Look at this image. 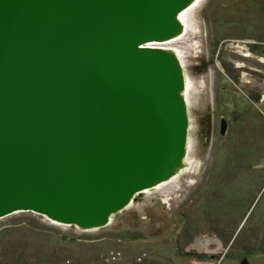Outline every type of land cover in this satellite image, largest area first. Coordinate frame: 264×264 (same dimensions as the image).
<instances>
[{"label": "water", "instance_id": "1", "mask_svg": "<svg viewBox=\"0 0 264 264\" xmlns=\"http://www.w3.org/2000/svg\"><path fill=\"white\" fill-rule=\"evenodd\" d=\"M193 1L0 0V219L104 228L185 165L186 73L153 44Z\"/></svg>", "mask_w": 264, "mask_h": 264}, {"label": "rangeland", "instance_id": "2", "mask_svg": "<svg viewBox=\"0 0 264 264\" xmlns=\"http://www.w3.org/2000/svg\"><path fill=\"white\" fill-rule=\"evenodd\" d=\"M184 18L185 35L157 46L189 83L188 166L104 228L0 219V264H264V0H200ZM244 40L256 44L231 46ZM205 238L218 242L194 247Z\"/></svg>", "mask_w": 264, "mask_h": 264}, {"label": "bare ground", "instance_id": "3", "mask_svg": "<svg viewBox=\"0 0 264 264\" xmlns=\"http://www.w3.org/2000/svg\"><path fill=\"white\" fill-rule=\"evenodd\" d=\"M199 1L200 0H194L193 2H192V4L190 5V7L189 8H187L186 10H184L183 12H181L180 14H179V19H180V21H181V23H182V25H183V32H182V34L179 36L180 38L182 37V36H184L185 35V33L187 32V27H188V22L185 20V18H184V16H185V13L189 10V9H193V7L194 6H196L198 3H199ZM179 37H177V38H175L176 40L177 39H179ZM175 39H173V40H171V41H168V42H165V43H163V44H167V43H169V42H173V41H175ZM157 46V45H162V43H159V44H153V46ZM157 48H159L158 46H157ZM162 49V48H161ZM175 55H176V57L178 58V60L180 61V63L182 64V62H181V58H180V56H179V54L176 52V51H174V50H171ZM188 81H187V79H186V83H185V91H184V96H185V94H186V91L188 90ZM185 100H186V97H185ZM188 166V163H187V159L185 158V165L182 167V168H180L179 170H178V172L176 173V175H178L183 169H185L186 167ZM175 175V176H176ZM174 176V177H175ZM173 177V178H174ZM146 192V191H145ZM145 192H143L141 195H138V196H136V202L138 201V197H140V196H142ZM135 202V203H136ZM210 243H214V240L213 239H205V241H197V243L194 245V247H197V249H199V250H203V249H205L207 246H209V244Z\"/></svg>", "mask_w": 264, "mask_h": 264}, {"label": "built area", "instance_id": "4", "mask_svg": "<svg viewBox=\"0 0 264 264\" xmlns=\"http://www.w3.org/2000/svg\"><path fill=\"white\" fill-rule=\"evenodd\" d=\"M240 43H242V45H240ZM231 44V43H230ZM250 44H253V45H255L256 43L255 42H253V41H250V40H244V41H238V42H236L235 44L232 42V44H231V46L233 47V45L236 47V46H245V51H247L248 52V46L250 45ZM119 256H120V253H118V252H111L110 253V257H111V259H112V261H117L118 260V258H119ZM138 261L140 262V259H138ZM24 264H39V263H37L36 261H34V260H28V261H26ZM59 264H73L69 259H65V260H63V261H61Z\"/></svg>", "mask_w": 264, "mask_h": 264}, {"label": "flooded vegetation", "instance_id": "5", "mask_svg": "<svg viewBox=\"0 0 264 264\" xmlns=\"http://www.w3.org/2000/svg\"><path fill=\"white\" fill-rule=\"evenodd\" d=\"M228 125H229V123H228ZM205 239H213L214 241H217L218 242V240L217 239H214V238H205ZM205 239H202V241H205ZM200 241H201V239H200Z\"/></svg>", "mask_w": 264, "mask_h": 264}, {"label": "trees", "instance_id": "6", "mask_svg": "<svg viewBox=\"0 0 264 264\" xmlns=\"http://www.w3.org/2000/svg\"><path fill=\"white\" fill-rule=\"evenodd\" d=\"M155 235V234H154ZM154 235L152 236V237H154ZM11 248V247H10ZM1 261V260H0ZM39 264H44V263H39ZM57 264H59V263H57Z\"/></svg>", "mask_w": 264, "mask_h": 264}]
</instances>
